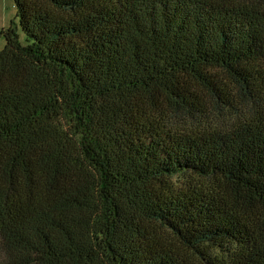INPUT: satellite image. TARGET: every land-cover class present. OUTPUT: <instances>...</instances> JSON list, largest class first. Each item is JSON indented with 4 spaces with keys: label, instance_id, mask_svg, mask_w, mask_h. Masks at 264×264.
<instances>
[{
    "label": "trees",
    "instance_id": "1",
    "mask_svg": "<svg viewBox=\"0 0 264 264\" xmlns=\"http://www.w3.org/2000/svg\"><path fill=\"white\" fill-rule=\"evenodd\" d=\"M14 4L0 264H264V0Z\"/></svg>",
    "mask_w": 264,
    "mask_h": 264
},
{
    "label": "rangeland",
    "instance_id": "2",
    "mask_svg": "<svg viewBox=\"0 0 264 264\" xmlns=\"http://www.w3.org/2000/svg\"><path fill=\"white\" fill-rule=\"evenodd\" d=\"M11 22L16 26L20 40L22 42H25V35L23 34L18 24L14 0H0V50L5 45V38L1 33V30L8 27Z\"/></svg>",
    "mask_w": 264,
    "mask_h": 264
}]
</instances>
